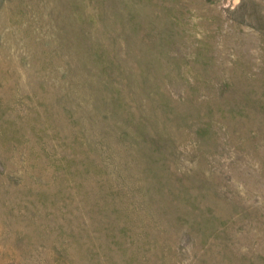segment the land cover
<instances>
[{"label":"rangeland","instance_id":"rangeland-1","mask_svg":"<svg viewBox=\"0 0 264 264\" xmlns=\"http://www.w3.org/2000/svg\"><path fill=\"white\" fill-rule=\"evenodd\" d=\"M0 264H264V0H0Z\"/></svg>","mask_w":264,"mask_h":264}]
</instances>
